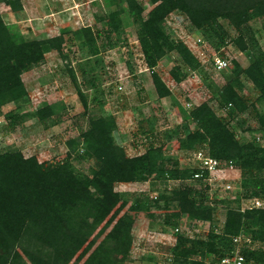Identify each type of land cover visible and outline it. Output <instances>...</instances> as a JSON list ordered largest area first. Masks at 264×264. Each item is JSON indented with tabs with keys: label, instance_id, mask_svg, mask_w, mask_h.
Masks as SVG:
<instances>
[{
	"label": "trees",
	"instance_id": "trees-1",
	"mask_svg": "<svg viewBox=\"0 0 264 264\" xmlns=\"http://www.w3.org/2000/svg\"><path fill=\"white\" fill-rule=\"evenodd\" d=\"M0 1L15 12L23 10V0ZM148 1L153 7L145 15L143 0H110L109 5L118 7L99 17L103 21L101 28L86 26L70 33L80 38L82 47L94 56L123 45L127 22L121 15L125 5L160 97L171 94L155 71L167 54L175 52L193 72L203 70L192 50L170 34L167 19L173 12L185 15L220 56L227 57L220 49L230 42L240 52H249L248 66L233 60V77L215 96L218 109L227 110L228 118L207 102L194 106L190 115L197 129L183 137L179 128L174 148H207L224 167L240 170L243 197L262 200L264 135L246 139L239 137L237 130L243 128L245 120L241 114L249 107L248 98L240 92L243 74L258 89L259 98L264 99V50L254 26L260 21L264 25V0ZM221 20L234 27L236 34H230ZM64 41L63 36L29 40L17 37L0 12V113L6 104L29 96L23 74L37 67L49 51L62 54ZM171 73L176 82L186 78L180 65ZM96 81L84 71L81 83L85 87L88 82L98 91ZM78 93L88 126L67 140L64 159L45 162L34 155L26 157L20 150L0 151V264H126L131 257L137 218L145 217L153 225L159 212L164 216L160 231L173 232L177 237L176 243L167 248L171 264H207L204 258L208 253L229 254L234 248L233 237L240 233L250 232L253 242L264 243L263 206L244 211L227 208L224 222L213 224L202 235L191 237L177 232L183 218L213 221L215 209L209 205V184L194 181L196 169L191 165L182 167L166 143L157 146L150 142L144 153L129 156L116 141V118L104 112L91 113L95 103L102 104V100L95 96L91 106L88 94L81 88ZM252 106L264 127V114L257 111L255 102ZM20 109L8 112L11 126L27 115ZM31 115L46 125L68 117L67 113L57 115L50 103L41 104ZM232 121L238 129L232 127ZM174 132L166 130V139H173ZM77 158L94 159V168L82 172L74 164ZM157 180L165 184L176 181L177 185L157 195H123L115 189L117 183ZM243 253L246 264H264V250L246 249Z\"/></svg>",
	"mask_w": 264,
	"mask_h": 264
},
{
	"label": "rangeland",
	"instance_id": "rangeland-1",
	"mask_svg": "<svg viewBox=\"0 0 264 264\" xmlns=\"http://www.w3.org/2000/svg\"><path fill=\"white\" fill-rule=\"evenodd\" d=\"M109 2L110 0H23V10L15 12L0 1V12L17 37L27 40L54 36L65 38L62 54L57 50L49 51L37 67L23 74L22 78L29 96L24 101L3 106L0 113V151L20 150L26 157L34 155L45 162L64 159L68 153L67 140L78 136L88 126L87 117L83 114L84 105L78 93L79 88L88 94L91 106L94 105L92 99L95 96L103 102L95 103L91 113L104 112L116 118L114 132L116 141L129 156L144 153L150 142L157 146L166 143V148L176 155L182 167L191 164L188 154L192 150H176L174 144L179 128L183 137L189 131L197 129L190 110L207 102L219 115L228 118L227 110L218 109L215 96L231 81L235 69L233 60L246 67L251 60L249 52H240L233 43H228L220 49V53L230 60V67L224 71H217L212 63L216 50L204 41L201 31L196 30L185 15L178 11L173 12L167 19L170 34L183 41L200 61L206 58H209V61L202 65V71L193 72L183 65L175 52L164 56L158 62L155 71L171 89V94L160 97L125 5H123L125 12L121 15L127 22L123 45L109 48L94 56L82 47L80 38L73 37L70 33L86 26L101 28L103 21H100L99 17L118 7L109 5ZM143 3L146 15L153 5L148 0H143ZM221 23L230 34H236L235 28L226 20H221ZM254 26L258 30L257 38L264 50V25L260 21L254 23ZM70 38L72 39L69 40ZM201 51H204L205 55H201ZM176 65H180L186 73V78L181 82H176L171 73ZM84 71L89 79L96 78L98 91H95L88 82L87 87L81 83ZM242 82L244 86L240 92L248 98L249 107L241 114L245 120L243 128L238 129L233 121L232 127L238 129L239 137L244 136L246 139L262 137L264 127L252 103L255 102L257 111L264 114V99L259 98L258 89L247 75H242ZM119 86H122V89H119ZM43 103L52 104L57 115L64 116L67 113L68 117L58 123L51 121L46 125L31 115ZM17 107L21 108L22 114L27 115L25 117L22 115L19 122L11 126L7 114ZM166 130L176 132L173 139H166ZM151 133L155 136L152 137ZM74 164L82 172L88 173L94 168L95 160L77 158L74 159ZM241 180L239 169L230 168L224 171L215 182L216 188L209 203L215 209L213 221L194 222L189 218H183L179 224V227H183V232L191 237L194 234H205L213 224L219 225L224 222L227 208L244 211L253 206L254 198L243 197ZM227 182L231 183L230 191L222 189L223 184ZM175 185L176 181L165 184L157 180L154 183H117L115 189L123 195H140L142 192L157 195ZM262 202L264 207V198ZM163 220L164 216L160 212L153 225L145 217L137 218L133 229L135 240L131 257L126 264H171L172 261L167 258L169 256L167 248L176 243L177 237L173 232L160 231L159 224ZM246 235L251 237L250 232ZM246 249L264 250V243L254 241L251 247ZM215 256L218 255L208 253L204 260L209 264L208 261Z\"/></svg>",
	"mask_w": 264,
	"mask_h": 264
},
{
	"label": "built area",
	"instance_id": "built-area-1",
	"mask_svg": "<svg viewBox=\"0 0 264 264\" xmlns=\"http://www.w3.org/2000/svg\"><path fill=\"white\" fill-rule=\"evenodd\" d=\"M215 53L213 54L212 58L214 68L217 71L228 69L230 67V60L227 57H222L218 53ZM200 54L205 55V52L201 51ZM208 61L209 58H206L201 59L200 62L202 63V65H204V63ZM119 89H122V86H119ZM188 155L189 160L191 161V164L189 165L196 169L192 179L194 181L202 180L207 182L210 186L209 192L211 197L214 193V189L216 188H214V186L218 177L224 174V171L230 170V168L233 170H238L233 167H224L221 164V161L209 154L207 148L205 147L190 151ZM222 189L225 191H230L232 189L231 183L227 182L223 184ZM254 203L255 204L249 208L261 207L263 202L262 200L255 199ZM175 230L177 232H182L184 229L183 227L178 226ZM252 242L253 240L250 236L246 235V233H240L239 235L233 237L234 248L230 251L229 254L223 256H215L208 262L209 264H246V256L243 252L247 247H251Z\"/></svg>",
	"mask_w": 264,
	"mask_h": 264
}]
</instances>
